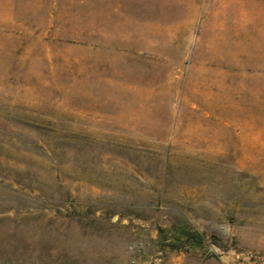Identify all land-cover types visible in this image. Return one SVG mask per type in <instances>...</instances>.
<instances>
[{
    "label": "rangeland",
    "instance_id": "374dc122",
    "mask_svg": "<svg viewBox=\"0 0 264 264\" xmlns=\"http://www.w3.org/2000/svg\"><path fill=\"white\" fill-rule=\"evenodd\" d=\"M0 264H264V0H0Z\"/></svg>",
    "mask_w": 264,
    "mask_h": 264
}]
</instances>
